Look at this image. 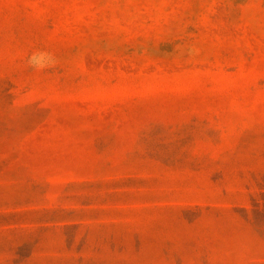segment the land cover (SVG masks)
<instances>
[{"label":"rangeland","instance_id":"1","mask_svg":"<svg viewBox=\"0 0 264 264\" xmlns=\"http://www.w3.org/2000/svg\"><path fill=\"white\" fill-rule=\"evenodd\" d=\"M0 264H264V0H0Z\"/></svg>","mask_w":264,"mask_h":264}]
</instances>
